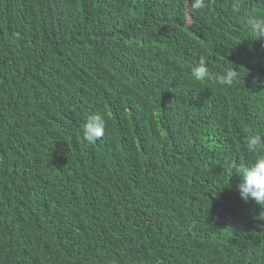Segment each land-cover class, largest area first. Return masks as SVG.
Wrapping results in <instances>:
<instances>
[{
  "label": "trees",
  "instance_id": "trees-1",
  "mask_svg": "<svg viewBox=\"0 0 264 264\" xmlns=\"http://www.w3.org/2000/svg\"><path fill=\"white\" fill-rule=\"evenodd\" d=\"M207 3L0 0V264H264L228 171L264 135V0Z\"/></svg>",
  "mask_w": 264,
  "mask_h": 264
},
{
  "label": "clouds",
  "instance_id": "clouds-1",
  "mask_svg": "<svg viewBox=\"0 0 264 264\" xmlns=\"http://www.w3.org/2000/svg\"><path fill=\"white\" fill-rule=\"evenodd\" d=\"M207 0H191V12L196 13L207 8ZM248 29L254 40L264 39V16H253L248 21ZM193 81L206 85L210 81L225 88L233 87L239 79V71L235 67H226L223 72H211L206 60L200 58L191 68ZM104 134V123L96 116L89 117L83 129V139L94 143ZM247 152L256 156L253 163H237L228 171L239 177L238 189L240 196L246 202L251 199L264 208V135L250 132L245 140Z\"/></svg>",
  "mask_w": 264,
  "mask_h": 264
}]
</instances>
